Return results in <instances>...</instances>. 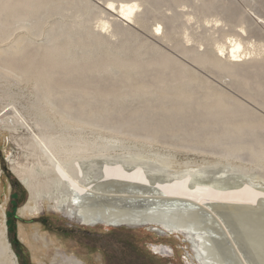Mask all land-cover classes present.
Segmentation results:
<instances>
[{
  "label": "rangeland",
  "instance_id": "1",
  "mask_svg": "<svg viewBox=\"0 0 264 264\" xmlns=\"http://www.w3.org/2000/svg\"><path fill=\"white\" fill-rule=\"evenodd\" d=\"M5 1L0 0V6H5ZM60 1L57 0L53 6H59ZM85 1L92 9L86 11L82 16L83 18L78 19L73 18L74 3L72 1L68 2L63 11L61 10L58 15L54 16H49L50 11L49 14L44 13L39 4H34L27 9L22 8V5L18 3H10L6 9V14L0 16V25L6 26L5 28H9L10 31L11 29H17V31L5 45L9 44L10 46L16 41L18 35L28 33L27 29H30L31 37L24 48L32 51L35 47L41 46L42 48H39L40 53L45 52L47 54L49 50L56 48V43L62 42L66 38V28L75 26L74 33L71 36L74 43L57 44V48L65 50L58 57V61L65 64L74 62L76 66L83 64L86 62L88 54L92 51L94 53L97 45L91 44L84 48L82 40L79 39L81 36L80 30L84 29L86 32H92L96 35L100 33L101 36L107 37L106 29L101 31L100 26L108 20L114 19V21H117V16H122L119 14L120 11L112 10L110 14L112 17H109V15L102 12L104 6L106 7L108 3L113 2L114 6L119 9L121 1L124 0ZM125 1L133 3L138 0ZM190 1L192 5L200 4V0ZM229 3L232 5L234 13L246 11L251 18L264 25V21H262L264 18V3L261 4V0H216L215 9H220L219 7ZM161 6L159 7L160 12L151 11L152 13L149 12L146 13L147 15L142 16L147 22L145 27L132 24L130 26L131 32L126 30V26L119 27V35L110 37L103 47L108 55L114 57L118 52V45H123L127 49L125 55L121 57V60L126 61L137 58L156 62L159 57L168 53L179 59L194 73L196 72V75L203 76L210 82L208 89L200 88L199 84L194 82L193 92L195 96L193 95L190 99L192 104L187 105L188 110L192 109L190 114L203 110V106L196 105L197 102H202L201 99H198L203 95L202 93L224 92L227 95L226 99L231 100L234 97L244 104L243 107L239 105L231 107L229 114L226 115L229 119H235L244 113L243 115L249 118V121L252 122L253 120L254 124L260 125V121L264 119V77L261 76V74H264V69L249 65L243 74L253 75L254 78L249 80L241 90L238 89V80L233 77L225 74L216 75L205 66L193 63L188 57H184L176 51L174 43L167 45L163 41L164 35L161 31L157 32V18L161 12L168 16L173 15L172 11L167 10L170 5L167 7ZM192 9V7H188L185 10L180 9V11L187 12L192 11ZM255 13L263 16V18L260 20ZM24 16L27 19L26 21L15 22L18 17L22 18ZM214 19L215 17H210L209 21ZM81 22H83V26L80 25ZM191 25L190 32L196 38L209 36L213 32H207L206 29L201 27L203 25L207 29L211 28L214 25L213 22L210 24L204 21L201 23L193 22ZM41 27L44 28L41 36L33 35ZM52 27H56V29L61 27L64 35L59 32L60 36L58 37V31H54L48 37L47 33ZM258 35H261L264 39V32H258ZM254 41L255 39H253ZM262 44L264 45V41ZM185 45L186 47L198 46L195 43H185ZM0 46L4 45L0 44ZM44 48L48 50L44 51ZM203 49L204 47L200 48V50ZM105 52L101 53L106 54ZM262 55H264V49L259 58L262 59V65L264 66V56ZM100 57L101 54L99 57L90 60L89 71L80 74L78 76L80 80H76V83V68L73 69L72 73L65 72L63 68L54 71L55 82L52 83V89L55 92H60L64 87L86 85L90 94L84 104H80L84 95L80 97L79 94L85 93V91L77 93V95H70L65 91V93L58 95L59 101H56L53 105L47 104L42 98V91L36 81L37 77L26 76L22 78L0 70V117L1 119L10 120L8 125L6 123L0 125V244L3 243V239H6L4 241L10 244L18 264H60L59 261L64 255L79 259L85 264H200L196 260L192 248L196 241L193 239L187 240L184 234L157 233L149 227H109L103 224L85 226L71 221L61 213L53 212L48 203H45L46 206L41 209L39 214L33 215L23 212L24 207L31 205L32 200L30 189L23 184L21 179L36 173L39 175L31 182L36 183L37 180H41L43 183L52 177L50 174H40V172L46 170L49 161L33 138L36 136H51L56 139L65 137L68 141H72L68 144L70 148L68 152L61 151L60 145L56 146V150L59 151L58 158L62 160L71 158L72 150H75L76 153L78 152L79 158H94V162L95 159H100L101 156L115 159L122 158L123 161L132 163L145 161L149 163L151 168H155L153 171L163 174V176L171 172L187 170L198 172L201 175H209L213 171L223 170L227 179L233 178V180L245 181L249 177L253 182L264 186V158H261L264 153V146L260 149L257 148L260 141L264 142V132L248 136V142L250 144L252 142V147L257 148L256 153L254 150L251 152L241 150L234 154L230 152L231 148L233 149L231 144L238 143L239 134H233L234 137L232 134H230L232 137H228V134V136L223 135V139L218 136L219 138H217L221 139L217 140L219 141L218 144L220 143L219 145L213 147L207 145V143L205 145V142L202 141L205 136L202 133L201 136V134L193 132L195 127L198 126L195 116L192 117L190 122L183 125L181 131L175 133L172 127L180 125L181 119L179 117L188 112L187 108L183 109L184 111L180 110L179 113L176 112V116L168 123L164 122V115L168 111L169 105L158 110L156 108L151 109L147 111L148 119L139 120V109L141 110L146 103H149V100L153 99V95L134 92L128 97L122 96V91L124 92L126 88L128 74L116 70V65L121 61L114 63L111 69L98 73L95 69L97 65L94 62L95 58ZM3 61H5V58L1 57L0 63ZM169 72L170 69L165 70V74H169ZM156 73V66L151 65L147 72L135 74L134 78L138 81V86L147 84L146 90L152 92L155 88L151 86V81L156 77ZM260 80L263 82V87L260 88L256 99L252 100L250 95L259 88ZM183 82L185 83L186 80ZM95 86H98L102 93L113 90L120 91V95L114 98L110 104L114 108L113 110H122L124 114L121 117L115 112L116 114L107 120H101L100 114H91L86 120L92 124L77 125L68 118V114H71L73 110L76 108L95 110L105 106L104 103H96V96L93 94ZM69 99L73 100L72 104L65 102ZM175 100L176 98L170 101L171 104ZM57 105L60 106L63 113L54 110ZM156 116L162 119L159 123L162 132L150 133L147 128L152 126L157 118ZM211 116L210 120L214 121L215 116ZM12 121H15L16 125ZM224 126L223 122L214 125L211 132L220 133L219 130H223ZM228 126L231 128V125ZM189 134H193L192 137L191 135L188 136ZM190 137L189 141L188 138ZM87 146L89 149L85 150ZM55 155L57 156V153ZM95 166V169L100 168L97 163ZM233 173L236 174L233 175ZM44 185H47V183ZM44 185L40 189L41 192L46 191ZM115 195L94 190L91 194L90 203L97 206L110 204L120 207L131 203L129 199ZM41 205H43V202ZM199 213L204 217L202 212L199 211ZM209 214L214 217V220L218 219V216L221 219L220 222L211 224L213 228L220 233L224 232L225 229L229 232L230 238H224L218 243L221 253L229 264H264L263 214L250 216L248 221L237 216H229L223 212L210 211ZM247 227H251V229H247ZM22 229L25 231V240L22 237ZM213 236H216V234L213 233ZM250 240H253L254 248L251 246ZM245 243L249 250L246 248ZM237 250L240 251L242 255L240 256L244 261H241L238 257ZM1 258L4 264L10 263V257Z\"/></svg>",
  "mask_w": 264,
  "mask_h": 264
},
{
  "label": "bare ground",
  "instance_id": "2",
  "mask_svg": "<svg viewBox=\"0 0 264 264\" xmlns=\"http://www.w3.org/2000/svg\"><path fill=\"white\" fill-rule=\"evenodd\" d=\"M46 1L6 0L4 2L5 6H0V16L4 13L6 14V9L10 3H18L22 5V8L27 9L34 4H39L44 13L50 11V14L48 13L49 16H54L58 15L61 10L63 11L68 2L72 1L74 3L73 18L75 19L83 18V14L92 9L85 0H61L59 6H53L57 0ZM215 3L216 0H200V4L198 5H192L190 0H138L133 3L124 0L121 1L119 9H117L114 3L110 2L106 7L104 6L102 12L112 17L110 15L112 10H118L122 17L117 16V21L107 19L108 21L100 26L101 31L106 29L107 37L101 36L100 33L96 35L92 32H86L84 29L80 30L81 36L79 39L82 40L84 48L91 44H96L97 47L94 49V53L92 51L88 54L86 62L78 66L74 62H69L68 64L59 62L58 57L65 50L57 48V44L59 43H74L71 36L74 33L75 26L66 28V38L62 42L56 43V48H52L46 54L45 52L40 53L39 48H42L41 46L35 47L32 51L24 48L25 44L29 43L31 37L30 29H27L28 33L18 35L15 39L16 41L10 46L9 44L5 45L15 35L17 29H11L10 31L9 28H5L6 26L0 25V44L4 45L0 46V59L1 57L5 58V61L0 63V70L22 78L26 76L37 77L36 81L42 91V98L47 104L53 105L56 101H59L58 95L65 93V91L70 95H77V93L85 91V93L79 94L80 97L84 95L80 101V104H84L90 94L86 85L64 87L60 92H55L52 89V83L55 82L54 71L63 68L65 72L72 73L73 69L76 68V83V80H80L78 78L80 74L89 71L90 60L94 57H99L101 54V57L95 58L94 62L97 65L95 69H97L98 73L111 69L114 63L121 61L116 65V70L128 74L125 84L126 88L124 92L122 91V96L128 97L134 92L153 95V99L149 100L150 102L148 101L149 103H146L141 110L139 109L138 119H148L147 111L154 108L158 110L169 105L168 111L164 115V122L168 123L176 116V112L179 113L180 110L184 111L183 109L185 108L188 110L187 105L192 104L190 103V99L195 94L193 92L194 82H197L199 87L203 89H208L210 82L205 77L196 75V72L194 73L192 69L168 53L159 57L156 62L137 58L132 61H126L121 60V57L125 55L127 50L123 45H118V52L114 57L109 56L103 47L110 37L119 35V27L126 26V30L130 32L132 24L145 27L147 22L142 18L144 14L151 11L160 12L159 7L161 5H163L161 7L170 5L167 10L172 11L173 15L168 16L161 12L157 18L156 30L157 32L161 31L162 35H164L163 41L167 45L174 43L178 53L184 57H188L195 64L205 66L214 74H225L238 80V89L242 90L244 85L254 78L253 75L243 74L249 65H252L254 68L259 67L262 70L264 69L262 59H259L264 49V45L262 44L264 39L261 35H258V32H264V25L258 22V20L251 18L250 14L246 11L234 13L231 3L219 7L220 9H215ZM262 3H264V0H261ZM188 7H192V11H180V9L185 10ZM257 15L260 20L263 18V16ZM210 17H215V19L209 21ZM26 20L25 16L22 18L18 17L15 22ZM203 21L208 24L214 23L208 29L201 25L207 32H213L209 36L205 35L201 38H196L190 32V25L193 22L201 23ZM262 21H264V18ZM83 22L80 23L81 26H83ZM63 29L65 28L63 27ZM63 29L61 27L59 29L52 27L47 35L50 37L54 31H58V34H56L59 37V32L61 35H64ZM43 32L44 28L41 27L33 35L41 36ZM253 39H255L254 42ZM185 43H195L198 46L186 47ZM202 47L204 49L200 50ZM43 50L46 51L48 49L44 48ZM101 52H105L106 54H102ZM192 54L193 56L191 57ZM151 65L156 66L157 73L156 77L151 81V86L155 90L148 92L146 90L147 84L138 86V81L134 78V75L147 72ZM166 69H170L169 74H165ZM261 76L264 77V74H261ZM184 80H186L185 83L183 82ZM258 87L250 95V99L254 100L258 96L260 88L263 87L261 80ZM119 92L113 90L108 93H102L99 87L95 86L93 94L96 96V103H104L105 106L95 110L76 108L71 114H68L69 120L71 119V121L73 120L74 123L79 125L90 124L91 122H88L86 119L91 114H100L101 120L111 119L116 114L115 112L122 117L124 111H115L110 104L114 98L120 95ZM196 93L198 94V92ZM202 94L198 98L202 102L199 103L196 99L195 101L197 102L196 105L203 106V110L190 114V110L192 111L190 109L188 110L189 113L181 115L179 117L181 119L180 125L172 127L175 133L181 131L183 125L190 122L192 117L195 116L198 126L195 127L193 132L195 134L202 133L205 136L202 139L205 145L207 143V145L213 147L220 144L217 141L221 140L218 139L219 137L223 139L227 134L229 135H227L228 137H232L233 134H239L240 139L238 138V143L231 144L233 149L228 145L231 148V151H228L231 153L235 154L241 150H246V152L254 150L255 152L257 148H263V141H260L259 145L257 144V148L252 147V142L251 144L248 142V136L264 132V119L260 121L261 124L258 126L256 123H253V120L252 122L249 121V118L243 115L244 113L237 117L235 116V119H229L226 115L230 112L231 107L235 105L243 107L244 104L242 102L234 97L231 100L226 99L227 95L224 92L215 93L211 91L210 93ZM174 98L176 100L171 104L170 101H173ZM65 102L72 104L73 100L69 99ZM54 110L59 113L61 108L57 105ZM61 113L63 112L61 111ZM211 115L215 116L214 121L210 120ZM159 116H156L157 118L152 126L147 128L150 133H158L162 130L159 127V123L162 121L161 117L158 118ZM9 121V119H1L0 117V125L5 123L8 125ZM12 122L16 125L15 121ZM222 122L225 128L223 130L220 129V133L216 131L211 132V128L214 125ZM228 125H231V128ZM33 138L37 141L40 149L45 153L49 161L46 170L40 172V174H50L52 177L43 183L41 180H37L36 183L31 182L39 175L36 173L21 179L23 184L30 189L32 200L31 205H26L23 212L33 215L39 214L41 209L46 206L45 203H48L49 208L53 212L61 213V215L71 221L85 226H94L95 224L132 228L149 226L161 230V233L184 234L187 240L193 239L196 241V243L193 242L194 246L192 248L196 260L200 264H229L221 253L218 244L220 240H224V238L226 239L230 236L229 232L225 229L224 232L220 233L212 227L211 224H216L221 219L218 216V219L214 220V217L209 214L210 211L223 212L229 216L244 218L247 221L250 216L264 215V186L253 182L249 177L245 181H237L233 180V178L227 179L223 170H219L218 172L213 171L209 175H201L198 172L187 170L183 172H171L163 176V174L153 171L155 168H151L149 163L145 161L132 163L125 162L122 158L115 159L101 156L100 159H95L94 162V158H79L78 152L76 153L75 150H72L71 158L62 160L58 158L59 151L56 150V146L60 145L61 151L68 152L70 149L68 144L72 141H68L65 137L62 139H56L51 136H36ZM191 141L193 142L194 140ZM88 145L91 146L89 143ZM88 149L87 146L85 150ZM56 153L57 156L55 155ZM263 156L264 153L261 155V158H264ZM96 163L99 164V169H95ZM46 183L47 185H44ZM43 185L46 189L45 192H41L40 190ZM94 190L109 195L117 194L119 197L129 199L131 203L123 207L110 204L103 206L92 205L90 200L92 199L91 194ZM42 202L43 205H41ZM199 211L202 212L204 217L200 215ZM249 228L251 229V227H247V229ZM22 233V237L25 240L24 229H22ZM213 233L216 236H213ZM4 240L6 239H3V243L1 242L0 244V264H4L1 261V257H10L9 264H18L16 256L10 248V244ZM252 241L250 240V243L254 248ZM245 246L248 249L246 243ZM237 255L241 261H244L239 250H237ZM59 262H61L60 264H85L79 259L65 255ZM252 262L254 263V261Z\"/></svg>",
  "mask_w": 264,
  "mask_h": 264
},
{
  "label": "water",
  "instance_id": "3",
  "mask_svg": "<svg viewBox=\"0 0 264 264\" xmlns=\"http://www.w3.org/2000/svg\"><path fill=\"white\" fill-rule=\"evenodd\" d=\"M145 227H149V226H145ZM152 231H154V232H157V233H161V230H159V229H155L154 227H149Z\"/></svg>",
  "mask_w": 264,
  "mask_h": 264
}]
</instances>
